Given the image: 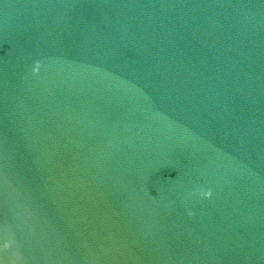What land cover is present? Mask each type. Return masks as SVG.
Listing matches in <instances>:
<instances>
[{
    "label": "water",
    "instance_id": "water-1",
    "mask_svg": "<svg viewBox=\"0 0 264 264\" xmlns=\"http://www.w3.org/2000/svg\"><path fill=\"white\" fill-rule=\"evenodd\" d=\"M0 264H264V0H0Z\"/></svg>",
    "mask_w": 264,
    "mask_h": 264
}]
</instances>
